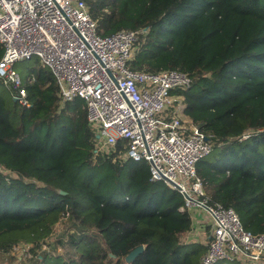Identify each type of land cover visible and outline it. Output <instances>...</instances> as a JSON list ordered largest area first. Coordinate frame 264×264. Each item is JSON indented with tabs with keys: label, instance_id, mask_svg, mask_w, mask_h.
Segmentation results:
<instances>
[{
	"label": "trees",
	"instance_id": "1",
	"mask_svg": "<svg viewBox=\"0 0 264 264\" xmlns=\"http://www.w3.org/2000/svg\"><path fill=\"white\" fill-rule=\"evenodd\" d=\"M85 1L100 35L141 31L132 69L192 77L175 94L185 100L183 119L214 143L197 167L206 194L264 232V0ZM34 59V79H24L31 106L0 82V163L11 172L0 174V264L20 244L34 264H199L207 246L183 242L192 228L183 195L152 182L147 162L96 153L86 102L62 104L53 72ZM103 161L128 166L124 199L86 176Z\"/></svg>",
	"mask_w": 264,
	"mask_h": 264
},
{
	"label": "built area",
	"instance_id": "2",
	"mask_svg": "<svg viewBox=\"0 0 264 264\" xmlns=\"http://www.w3.org/2000/svg\"><path fill=\"white\" fill-rule=\"evenodd\" d=\"M140 32L100 35L85 0H0V82L20 105L31 106L15 64L39 58L53 72L62 104L86 102L96 153L147 162L152 182L164 181L183 195L180 210L205 211L211 234L199 264H264V232L247 230L233 207L211 203L198 175V163L214 143L183 119L185 100L175 94L189 88L192 77L178 69L131 68ZM2 173L11 172L0 163ZM188 239L185 234L183 241Z\"/></svg>",
	"mask_w": 264,
	"mask_h": 264
},
{
	"label": "rangeland",
	"instance_id": "3",
	"mask_svg": "<svg viewBox=\"0 0 264 264\" xmlns=\"http://www.w3.org/2000/svg\"><path fill=\"white\" fill-rule=\"evenodd\" d=\"M34 58L28 59V60H21L18 61L15 64L16 70L20 73L21 77L23 79L30 77L32 68L35 67L34 64ZM37 68V67H35ZM0 91L2 93H6V88L3 84H0ZM89 169L86 170V176L92 177V175H96L101 182V179L103 178L104 181L108 183V188H112V193L117 194V197L124 199L125 196L129 195L130 192L128 191V183H129V170L128 166H119V170L116 167L110 166L106 162H102L100 164H97L95 166H88ZM113 182V184H112ZM101 184V183H99ZM63 226L60 224V226L57 228L56 235L62 230ZM185 238V235L182 237ZM188 239L187 241H189ZM187 241H183L184 243H187ZM205 241V239L203 240ZM188 244V243H187ZM46 248V247H44ZM28 249L29 246L26 244H20L13 248L11 252L6 256V259L1 260L2 264H34V262L30 259L28 255ZM70 256H73L71 254ZM67 257L68 259L71 257ZM78 255H76L77 257ZM226 263V262H224Z\"/></svg>",
	"mask_w": 264,
	"mask_h": 264
},
{
	"label": "crops",
	"instance_id": "4",
	"mask_svg": "<svg viewBox=\"0 0 264 264\" xmlns=\"http://www.w3.org/2000/svg\"><path fill=\"white\" fill-rule=\"evenodd\" d=\"M190 215L192 228L187 234L190 235L191 239L187 243H205L203 240L207 239L211 234V220L205 211L199 208L191 210Z\"/></svg>",
	"mask_w": 264,
	"mask_h": 264
},
{
	"label": "water",
	"instance_id": "5",
	"mask_svg": "<svg viewBox=\"0 0 264 264\" xmlns=\"http://www.w3.org/2000/svg\"><path fill=\"white\" fill-rule=\"evenodd\" d=\"M15 100V99H14ZM16 101V100H15ZM144 251V246L140 245L136 247L134 250H132L127 256H126V261L131 263L133 262L136 257L141 254Z\"/></svg>",
	"mask_w": 264,
	"mask_h": 264
}]
</instances>
